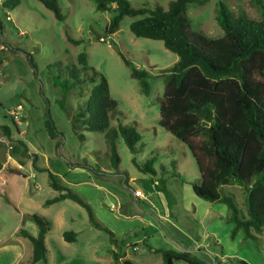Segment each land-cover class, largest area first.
<instances>
[{"label":"rangeland","instance_id":"rangeland-1","mask_svg":"<svg viewBox=\"0 0 264 264\" xmlns=\"http://www.w3.org/2000/svg\"><path fill=\"white\" fill-rule=\"evenodd\" d=\"M130 1L134 7L165 9L172 2ZM221 1L236 16L264 17V0L262 5L256 0L190 3L192 31L214 38L224 35L218 21ZM18 2L13 9L0 10L4 25L0 33V123L11 126L15 140L23 139L32 152H12L9 158L6 150V175H0V180L6 181L0 193L4 197L0 228L7 234L8 243H15L14 212L21 206L51 223L48 264H121L123 259L135 264H164L162 253L149 252L147 247L185 249L172 242L175 229L171 225L183 233L187 249L208 264H242L243 260L264 264V231L256 240L246 239L243 230L232 237L231 209L226 203L210 202L195 194L192 185L201 175L193 153L160 125L165 74L179 57L162 40L138 37L131 31V23L142 16H125L119 29L108 34L106 27L115 12L97 10L93 0H58L63 21L39 0ZM82 52L88 56V73L93 74L91 67L102 73L111 96L119 103V113L112 114L110 127L104 131L82 130L84 140L72 124V118L86 107L91 86L89 81L77 82L71 74L72 63H77ZM122 55L149 72V94L144 93L140 80L132 77ZM77 68L84 79L86 71L78 63ZM18 104L23 105V117L15 122L9 110ZM48 110L61 132L55 138L45 124ZM121 123L135 126L140 133L137 153L130 151L122 134L115 136L113 129ZM15 140L0 135V148H11ZM113 142L120 156L118 170L112 160ZM147 163L154 172L144 169ZM84 164L89 167L83 168ZM45 169L88 201L99 221L115 234V242L108 232L90 223L86 209L75 201L45 204L59 194L51 187ZM156 181L158 186L154 187ZM221 191L234 197L242 218L249 217L247 193L239 183L224 185ZM103 199L108 201L100 203ZM28 212L20 228L35 233L37 224ZM65 231L76 232L77 240L66 241ZM27 242L24 255L30 260L24 258L22 263L36 264L32 263L33 245ZM199 244L202 249H195ZM114 253L122 260H117ZM0 255L3 264H12L15 252Z\"/></svg>","mask_w":264,"mask_h":264},{"label":"trees","instance_id":"trees-1","mask_svg":"<svg viewBox=\"0 0 264 264\" xmlns=\"http://www.w3.org/2000/svg\"><path fill=\"white\" fill-rule=\"evenodd\" d=\"M39 1L52 10L57 19H65L58 0ZM93 1L97 10L115 12L106 27L108 34L119 29L125 16L141 15L131 23V31L138 37L162 40L167 49L178 55V62L165 74L160 125L188 145L193 153L201 175L199 182L192 185L195 194L210 202L228 205L234 223L232 237L243 230L246 239L256 240L264 231V17L256 20L236 16L221 1L218 21L224 35L214 38L192 31L188 16L190 3L203 5L206 0H172L168 9L162 6L134 7L130 0ZM256 1L263 4L262 0ZM18 4V0H4L0 2V10H10ZM3 29L0 17V33ZM122 56L132 77L140 80L144 93L149 94V72ZM30 62L35 66L32 58ZM77 63L86 71L84 79L79 75ZM77 63H72L71 74L77 82L89 81L91 84L86 107L72 118L74 131L84 140L82 130L104 131L110 127L112 114L119 113V103L111 96L108 80L102 73L94 67H91L93 74L88 73L87 53H80ZM45 124L51 137L61 135L50 110ZM113 131L115 136L118 133L123 135L132 153L138 152L141 136L135 126L121 123ZM0 135L15 140L14 129L7 124L0 123ZM15 141L11 152L29 155L26 142L21 138ZM112 160L118 170L120 156L115 142L112 144ZM33 163L39 168L36 159ZM3 166L0 160V171ZM87 166L82 165L83 168ZM144 169L154 172L150 163ZM45 170L49 173L51 187L59 192L45 204L65 199L75 201L86 209L90 223L108 232L115 242V234L99 221L88 201L59 182L49 169ZM233 183H239L246 190L248 218L240 216L234 197L221 191L222 186ZM28 216L37 224L38 234L33 235L23 228L19 233L32 242V263L48 264L46 235L51 230V223L37 213H28ZM63 236L68 242L77 240L74 231H65ZM148 251L162 253L164 264H175V261L208 264L186 249L148 247ZM114 256L120 260L117 253ZM241 262L247 264L244 260ZM121 264L135 263L123 259Z\"/></svg>","mask_w":264,"mask_h":264},{"label":"crops","instance_id":"crops-1","mask_svg":"<svg viewBox=\"0 0 264 264\" xmlns=\"http://www.w3.org/2000/svg\"><path fill=\"white\" fill-rule=\"evenodd\" d=\"M14 146V145H13ZM13 146L11 147V148H7V153H8V157L10 158V155L9 154H11L12 152H11V150H12V148H13ZM30 152H32L31 150H29V153ZM9 160V159H8ZM9 169H10V173H12L13 174V172H12V169H13V167L12 166H10L9 167ZM6 170H5V164H4V166H3V168H2V170L0 171V175H6ZM5 180H0V193H2V189H3V187H5ZM154 182V181H153ZM158 181H156L155 183H153V186L154 187H156V186H158V185H156V183H157ZM4 197H2V196H0V206L1 207H3V201H2V199H3ZM5 200H10V202H12V203H14L15 201L11 198V197H6L5 198ZM66 200V199H65ZM62 201H64V200H62ZM62 201H59V202H62ZM106 201H108V200H105V199H103V200H100V203H102V202H106ZM59 202H57V203H59ZM11 212V211H10ZM27 212L28 211H24L22 208H21V206L20 207H18L16 210H15V212L14 213H16L15 214V216H14V218H15V220H16V225H15V227H14V229L13 230H15L14 232H17V235L15 236V239H13L14 241H15V243L14 244H12V243H8L9 241H8V238H7V234L6 233H4L3 232V228H0V234H3V236L2 237H0V252H7V251H14L15 252V257H13V259H12V261H11V263L13 264H23L22 262H23V259L24 258H27V260L26 261H29L30 259H28L29 257H26L25 255H24V247H27V244L26 243H28L27 241H29V242H31L27 237H24V236H22L20 233H19V231H20V224H21V222H22V220L24 219V216H26V214H27ZM29 213V212H28ZM17 217H19L20 218V220H18L17 219ZM167 220V219H166ZM168 221V220H167ZM169 222V221H168ZM171 225V224H170ZM174 229H175V235L173 236V237H171L172 239V242L173 243H176V244H178V245H180L181 247H183V248H185V249H187L188 247V245H187V243L185 244L184 242H183V233H181L178 229H176V227L175 226H173V225H171ZM35 231V233H32L33 235H37L38 234V232H39V228H38V226H37V231L36 230H34ZM48 236H49V233L46 235V245H47V248H48V252H49V244H48ZM189 241H191V239L190 238H188V237H186ZM198 240V239H197ZM32 243V242H31ZM137 247H138V249H140V246L139 245H137ZM149 247H153V248H156V247H154V246H149ZM147 249H148V247H147ZM159 249V248H158ZM195 249H198V250H201L202 248H201V246H200V244L199 245H197L196 247H195ZM188 250V249H187ZM150 252V251H149ZM122 258V257H121ZM120 258V260H122ZM0 261L2 262V260H1V255H0ZM0 262V264H3V262L1 263ZM36 264H39V263H36Z\"/></svg>","mask_w":264,"mask_h":264},{"label":"built area","instance_id":"built-area-1","mask_svg":"<svg viewBox=\"0 0 264 264\" xmlns=\"http://www.w3.org/2000/svg\"><path fill=\"white\" fill-rule=\"evenodd\" d=\"M22 110H23L22 104H18L17 106L9 110V114L12 116L15 122H19L23 117ZM137 194H141V192H137Z\"/></svg>","mask_w":264,"mask_h":264},{"label":"water","instance_id":"water-1","mask_svg":"<svg viewBox=\"0 0 264 264\" xmlns=\"http://www.w3.org/2000/svg\"><path fill=\"white\" fill-rule=\"evenodd\" d=\"M6 147L3 146L0 148V160L2 163H6L7 162V159H6Z\"/></svg>","mask_w":264,"mask_h":264}]
</instances>
